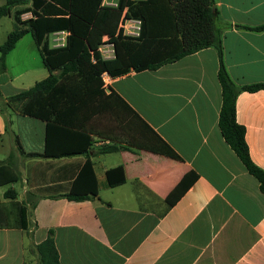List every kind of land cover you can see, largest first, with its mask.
I'll use <instances>...</instances> for the list:
<instances>
[{"label": "crops", "instance_id": "crops-1", "mask_svg": "<svg viewBox=\"0 0 264 264\" xmlns=\"http://www.w3.org/2000/svg\"><path fill=\"white\" fill-rule=\"evenodd\" d=\"M29 5L26 0L12 12ZM214 7L230 79L238 86L264 84V31L249 29L264 24V0H214ZM11 30L0 25V45ZM67 35L52 34L50 47L63 46ZM22 38L0 62L3 104L48 76L46 68L37 69L39 78L25 86L20 81L33 70L10 72L8 59L18 53ZM217 71L216 51L207 48L154 71L104 74L105 93L114 92L138 119L119 123L106 114L88 123L97 194L79 202L64 195L84 157L52 156L76 147L68 140L75 136L56 128L48 145L45 122L11 111L9 120L0 108V163L23 168L20 191L14 184L9 189L28 211L27 231L0 228V264H39L36 247L50 231L60 264H264V195L220 134ZM236 121L244 127L251 161L264 170V89L237 96ZM145 125L178 159L134 145ZM47 145L51 155L44 157ZM109 147L118 151L97 153ZM117 167L123 181L115 174L109 185L106 172ZM190 172L196 179L168 204ZM0 205L5 224L12 219L10 201L1 194Z\"/></svg>", "mask_w": 264, "mask_h": 264}, {"label": "trees", "instance_id": "trees-1", "mask_svg": "<svg viewBox=\"0 0 264 264\" xmlns=\"http://www.w3.org/2000/svg\"><path fill=\"white\" fill-rule=\"evenodd\" d=\"M28 1V7L13 12L15 6L24 5L26 0H5L0 6V19L11 16L15 23L0 45V62L3 64L5 56L16 43L30 34L48 76L29 89L6 98L5 105L12 113L45 122L48 145L51 130L56 128L75 136L68 140L77 143L76 147L52 154L54 157H84L65 198L79 202L97 194L89 160L92 139L88 134V123L106 114L119 123L129 121L131 116L138 119L114 92L105 93L102 76L116 77L130 69L136 72L154 71L207 48L214 49L218 59L220 134L248 173L257 180L264 195V170L251 161L244 127L236 121L237 96L241 92L263 90L264 84L238 86L230 79L223 63L220 24L214 0H118L116 7L102 6V0ZM26 13L30 17L22 19ZM122 16L140 20L138 37L122 35L119 28ZM249 29L264 31V24ZM57 32H69V35L63 46L52 48L49 38ZM105 36L114 45L112 59H104L98 50ZM128 128L130 132L135 130L130 126ZM134 142L138 149L178 159L176 153L146 125L145 131L139 132ZM48 145L44 157L51 155ZM115 151L118 148L109 147L97 153ZM115 174H118L120 182L123 181L122 169L117 167L106 172L109 185H112L111 176ZM196 177L193 172L188 173L169 194L168 204H173ZM20 180L21 175L11 161L0 163V187ZM2 197L10 201L8 214L12 219L4 224L0 209V228L27 231V207L16 202V191L7 189ZM51 235L50 231L36 247L39 264H60Z\"/></svg>", "mask_w": 264, "mask_h": 264}, {"label": "rangeland", "instance_id": "rangeland-1", "mask_svg": "<svg viewBox=\"0 0 264 264\" xmlns=\"http://www.w3.org/2000/svg\"><path fill=\"white\" fill-rule=\"evenodd\" d=\"M29 16H30L29 14L23 15L22 18L26 19V18H29ZM2 20L3 21L0 23V25L3 28V30L10 29L11 27L13 29L15 27V23L13 21H8V19H2ZM49 40H50V43L53 42V37H50ZM28 47H30V49H28ZM8 62L10 65V72L11 71L12 72L22 71L24 67H29L31 70H33L28 80L20 81L21 84L25 86L32 85V83H34V81H36L39 78V76L36 75L38 74L37 69H39V71L41 70V72L46 71L41 63L39 54L36 51L34 42L30 34H26L23 36L22 41L19 45L18 53L16 55L11 56L8 59ZM0 108L4 111V113L8 116L10 120V117H11L10 109L5 104H3L2 101H0ZM14 120H12L13 122L11 123L12 125L11 128H12V131L16 132L17 127H16ZM20 132L23 133L22 128H20ZM16 170L20 175L23 172V168H19V169L17 168ZM13 187L16 191H20L19 182L15 183ZM9 188H10V185L0 187V194L2 195V193L5 192Z\"/></svg>", "mask_w": 264, "mask_h": 264}, {"label": "built area", "instance_id": "built-area-1", "mask_svg": "<svg viewBox=\"0 0 264 264\" xmlns=\"http://www.w3.org/2000/svg\"><path fill=\"white\" fill-rule=\"evenodd\" d=\"M118 0H102V6L116 7ZM137 1V0H135ZM141 22L138 19H127L122 16L119 28L123 36L138 37L140 33ZM99 52L104 59H112L114 57V45L108 42V37L102 39V44L99 47Z\"/></svg>", "mask_w": 264, "mask_h": 264}]
</instances>
